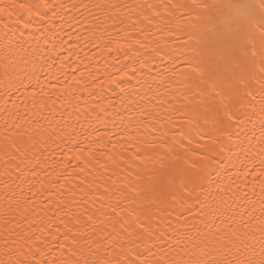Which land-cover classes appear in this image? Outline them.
<instances>
[{"label":"snow or ice","instance_id":"obj_1","mask_svg":"<svg viewBox=\"0 0 264 264\" xmlns=\"http://www.w3.org/2000/svg\"><path fill=\"white\" fill-rule=\"evenodd\" d=\"M0 119V264H264V0H0Z\"/></svg>","mask_w":264,"mask_h":264},{"label":"bare ground","instance_id":"obj_2","mask_svg":"<svg viewBox=\"0 0 264 264\" xmlns=\"http://www.w3.org/2000/svg\"><path fill=\"white\" fill-rule=\"evenodd\" d=\"M67 3H81V0H66ZM83 2L85 3H89V4H95V3H104L105 0H83ZM116 2L120 3V4H124V3H130V4H136V3H148V2H152V3H157L159 2V0H116ZM92 11H97L96 9H92ZM125 11H127V9H125ZM72 15H75V16H80L81 14L76 11L75 9L72 10ZM85 15H88L87 12H85ZM91 18V17H89ZM96 52V49L95 48H91V50L89 51V55H92L93 53ZM100 59V62H101V65L103 64L104 62V58L103 57H98ZM73 60H75V57L72 58ZM69 63H71V61H69ZM93 63H95V59L93 60ZM78 75V72L76 73ZM83 95H87V93H84ZM141 103H144V101H140ZM74 103H76L74 101ZM92 101L91 99H89V104H91ZM59 108V105L57 106ZM83 105L81 107V110H80V113L83 112ZM72 109L71 108H60L59 111L55 114V119L56 120H60L61 119V115L63 116H67V113L68 111H71ZM80 113H77V114H80ZM45 115H49V118H51L50 114L45 112ZM91 119V117L89 118ZM72 123H76V117L73 116L72 118ZM0 123H2V119H0ZM80 123H84V119H83V115H81V118H80ZM98 127L100 128H103V125H97ZM86 128H87V125H86ZM78 131H80V129L78 128L77 129ZM82 139H83V136H82ZM7 159V157L4 156V154L2 152H0V171H2V165H3V161ZM29 179H31V177H29ZM15 187V186H14ZM25 189L27 188V185H24ZM17 191H19L18 189H16ZM7 207V204L4 200V188H3V185L0 184V212H2L3 208ZM11 215H16V213H12ZM0 219H2V217H0Z\"/></svg>","mask_w":264,"mask_h":264}]
</instances>
